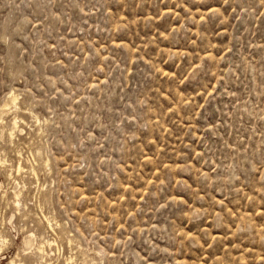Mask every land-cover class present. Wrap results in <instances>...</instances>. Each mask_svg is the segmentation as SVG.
Here are the masks:
<instances>
[{
	"label": "rangeland",
	"instance_id": "rangeland-1",
	"mask_svg": "<svg viewBox=\"0 0 264 264\" xmlns=\"http://www.w3.org/2000/svg\"><path fill=\"white\" fill-rule=\"evenodd\" d=\"M0 114V264H264V0H0Z\"/></svg>",
	"mask_w": 264,
	"mask_h": 264
},
{
	"label": "bare ground",
	"instance_id": "bare-ground-1",
	"mask_svg": "<svg viewBox=\"0 0 264 264\" xmlns=\"http://www.w3.org/2000/svg\"><path fill=\"white\" fill-rule=\"evenodd\" d=\"M11 96V95H10ZM11 101L13 102V103H15V101H16V96L15 95H12L11 96ZM6 106V105H5ZM4 106V107H5ZM7 110V109H6ZM4 114V113H3ZM1 115V114H0ZM18 120V118H15L14 119V121H13V128L12 129H15L17 126H18V122L19 121H17ZM20 123V122H19ZM21 168V167H20ZM32 236H33V234H30V235H28V236H26L24 239H23V244L26 246V247H31L32 245H33V238H32ZM5 241V240H7V239H5V238H3V237H1L0 238V241ZM34 246V245H33ZM0 250H1V248H0ZM39 250H40V252H43V248H42V246L41 247H39ZM10 264H15V261H11L10 262Z\"/></svg>",
	"mask_w": 264,
	"mask_h": 264
}]
</instances>
